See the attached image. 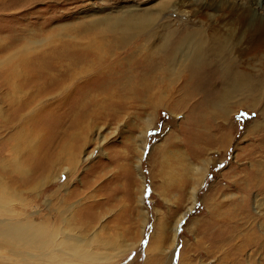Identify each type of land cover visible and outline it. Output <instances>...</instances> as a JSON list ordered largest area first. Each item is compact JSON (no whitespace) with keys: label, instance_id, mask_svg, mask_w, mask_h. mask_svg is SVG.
I'll return each mask as SVG.
<instances>
[{"label":"rangeland","instance_id":"rangeland-1","mask_svg":"<svg viewBox=\"0 0 264 264\" xmlns=\"http://www.w3.org/2000/svg\"><path fill=\"white\" fill-rule=\"evenodd\" d=\"M218 1L0 0L1 172L23 170L27 176L41 172L40 163L25 158L30 150L24 141L29 140L49 173L48 157L59 152L57 139H63L66 125L76 116H63L66 112L60 110L61 67L52 64H61L48 58L49 43L67 31L69 40L85 46L88 28L92 30L96 20L102 28L115 25L118 37L102 45L107 71L89 72L82 91L68 93L70 101L80 95L79 107L90 114L76 137L64 138L68 155L76 160L69 179L62 173L59 182L39 189L37 183L45 175L20 185L1 178L18 197L16 207H25L32 195L40 194L28 213H45L46 196L68 180L60 192H76L63 197V207L104 198L107 211L102 220L113 230L130 227L134 234L130 241L137 246L113 264H150L149 246L160 247L156 252L160 264H264V33L256 23L245 31L243 21L235 24L230 15L232 26L224 31L218 26L222 15ZM210 10L212 19L206 14ZM232 12L241 19L244 15ZM243 29L246 44L226 40V32L237 36ZM112 32L100 30L101 38ZM170 35L189 38L186 45H176L173 58L163 59L170 50L166 47ZM196 45L201 48L198 61L188 56ZM88 65L98 71L99 63ZM110 75L114 82L107 81ZM51 81L48 91L41 92ZM30 96L32 104L24 107ZM108 96L109 115L96 118L91 102L102 108ZM112 99L117 104H109ZM113 114L116 119L110 117ZM16 146L22 152L13 153ZM202 159L207 170L197 185L198 176L187 162L200 165ZM54 203L59 206L60 199ZM176 222V240L170 247ZM7 258L0 254V264H8Z\"/></svg>","mask_w":264,"mask_h":264},{"label":"bare ground","instance_id":"bare-ground-1","mask_svg":"<svg viewBox=\"0 0 264 264\" xmlns=\"http://www.w3.org/2000/svg\"><path fill=\"white\" fill-rule=\"evenodd\" d=\"M218 2H220V4L219 5L217 4V7L222 9V15L219 18L221 19V21H220V25L218 26L225 27V29H223L224 31H227L232 26V22H234L235 24H240L239 22L242 20L243 23L241 25V28H245V31H247L249 28H252L254 24L256 23V24H259L258 28L260 29H258V31L260 33L261 32L264 33V25H263L264 23V0H235L231 4H228L226 0L225 1L221 0ZM217 7L214 9H218ZM232 10L238 11L239 14H244L242 16V19L240 18V16L237 17V14L235 15L232 12ZM211 11L212 10H210V12L206 11V14L210 19H212V17L214 16L212 15L213 13ZM228 15H230L232 22H229ZM226 16L227 18H225ZM99 21L96 20L95 23H91L93 24L92 30L88 28L87 34H88L89 39H88V43H85L86 44L85 46L84 44L83 45L80 44V42L69 40L70 36L67 31L61 37L56 38L57 41H52L49 43L52 45H51V48H49L50 56H48V58L50 57L55 58L61 64V66L56 65V62L52 64L54 65V67H57V68L61 67L59 69V72L61 73L62 78L58 79L59 81V82L57 81L58 84L57 82L56 83L54 82L55 84L58 85L57 91L61 92V95H62V104H61L60 110L61 111L64 110L66 112L64 115L62 114L63 116L73 114V113L76 115L73 118V120L70 119L69 123L67 122L68 124L66 125V127L68 128V130L63 133V139H62V136L60 137V140L57 139V142H58L57 150H59V152L55 154L56 153L55 151V153L54 152L52 153L53 156L51 155V157H48L49 166L51 167V170L47 174L44 172L46 168L45 162L38 160L42 158V154L38 153L36 149L32 150L33 147L30 145V141L28 140V134H26V138L28 141H24V145L26 146V148H28L33 153H30V151L26 150L25 158L27 155V157L30 158V160L34 159L35 165L40 163L39 168L41 172L36 174V176L34 174L27 176V172L23 170H20L21 172H18L16 174L10 171L8 172L0 171L1 175H3V177L2 176L0 177V254L5 253L8 255L9 257L7 258L8 264H113L119 261L121 258L124 257V255H126L130 250H133L134 247L137 246L136 241L135 242L130 241L132 240V236H134L130 227L124 226L126 228L123 229V232H121L119 231V229L114 228L115 230H113L112 227H109L110 226L109 224H108L109 226L107 225L108 221L102 220L101 218L102 213H106L107 211V207L103 205L105 203L104 198L103 199H93L87 203L77 206L76 208L70 205L63 207V200H64L63 197L64 196L69 197L76 192L74 190L72 192H64V193L60 192V189L66 185L68 180L62 183H59L55 191L50 192L46 196V199L44 202L45 209H46L45 213L40 214L39 212L34 211L32 214H30L28 213L30 205L32 203H36L40 199V194L32 195V197L28 200L25 207H16L14 205V202L17 201L18 197H16L14 193H10L11 189L7 187V185L11 186V184L6 183L7 184L6 185L1 179V178H4L6 182L16 183L20 185L24 182L30 183L34 178H38L41 176L43 177V175H45L43 179H40L38 181L37 183L39 185L38 188L43 187V186L46 187L52 184L53 182H59L58 181L59 176L62 173H68V179H69V175H70L69 168L74 167L76 160L73 155H70V156L68 155L67 140L69 141L71 140V138L76 137V135L79 134L78 128L80 126L85 127V124L87 121V119L85 121V118L89 116L90 114L89 112H86V113L82 112L83 107H79L77 97H79L80 95H76L72 101L68 100L70 98V96L68 95L73 90L82 91L81 89L84 86V82L88 81L89 72L95 73V71L96 72H101L102 70L107 71V69L109 68L107 67L108 61H105L103 58L104 52L101 51V49H103L102 45L104 43V40L105 41L108 40V43H109V41L112 42L118 38L117 32H115L117 30L115 29H114L115 31L113 30V28H115V25L110 26V27L108 25V27L102 28L99 25L100 24ZM107 24L108 23H106V26ZM128 25L129 23H127V26ZM88 26H91V25L88 24ZM207 26L210 27L209 25ZM212 26L213 25H211V27ZM72 28L73 27H71V29ZM75 29L77 31V28H74V30ZM100 30H106L108 32L113 31V32L112 34L109 33V36H105L101 38ZM245 31L244 29L241 30V33H239L237 36L236 35L233 36L226 32L225 38L226 40H229L236 45L239 44L240 46H242L243 44H246V40L243 38V36H245L244 35ZM185 35L187 34H184V36ZM170 37H171V40L168 43V45H166V47H169L170 50L168 54H165L163 56V59H168L169 57L173 58L176 45L178 44L180 46L184 45L185 42L187 43L188 38H189V37H186L187 38L186 39L185 37L184 38L182 37V40H179L180 36L176 37V36L170 35ZM155 38H156V35L148 36V38H146V41L150 42ZM262 43H264V39H262ZM199 47H200L199 45L195 46V48L197 49L196 51L194 50L193 52H191L190 55H188L189 58H191L192 60L195 59V61L200 60L199 50L201 48L199 49ZM254 55L257 56L256 54ZM46 56H45L46 61L44 62L47 63L48 58H46ZM258 57L259 56H257L256 58ZM256 60L258 61V59ZM261 60L262 59L259 57V61ZM94 62L99 63V66L97 67L98 71L90 68L88 65V63L91 64ZM90 66L92 67V65ZM51 75L53 76L52 73ZM82 77H84L83 80H82ZM54 80H56V77ZM100 81L102 80L100 79ZM107 81L114 82L112 80V75H110V80H107ZM107 81H102V82H107ZM239 82L240 80H237L236 84H239ZM69 83L72 86L71 88L69 86ZM52 84H53V81H51V85L44 86L42 89H40V91L45 94V92L48 91L49 87L52 86ZM106 87H104V89H106ZM40 91L38 90L36 95L39 94ZM110 95L116 97L118 94L111 93ZM108 99H109V96L105 99L104 106L102 108H96L95 105L93 106L92 104V102L94 101L91 102L90 110H93V114L95 113L96 118H99V117L106 118V116L109 115V113H107L108 112V108H107ZM32 100H34V98H31L30 96V98L24 104V107L31 105ZM116 102H115V99H112L108 103L117 104ZM84 108L86 109V106H84ZM32 114L33 113H31L30 115ZM48 114H51V111ZM110 117L113 119H116L117 115L113 114ZM151 121H152V118H149L147 120V126L142 131L141 135L139 136L141 142L145 141L144 136H145L147 128H149L151 124ZM200 123L201 122L199 119L197 121V126H199ZM96 129H97V133H96L97 137L103 136L101 135V128L97 126ZM64 138H66L67 140L65 141ZM50 143L51 142H48V144ZM12 151L15 154L18 151L22 152L19 146H16L15 148H13ZM35 155L37 157H35ZM24 161H22L23 164H25ZM36 161L38 163H36ZM201 162L202 163L200 165H194V166L191 165L190 162H187V166H189V170L195 171L198 176L196 178L197 185H199L203 181V177L207 170L206 160L202 159ZM55 172H57V174H55ZM195 191H196V188L194 187L191 192L192 205L195 200L194 198ZM137 198H138L137 201L141 203V195ZM59 199H60L59 206H56V203H54V201L59 200ZM145 221L146 220L144 218L141 223L143 226L145 224ZM176 225H177V222L175 223L173 227L174 236H173L170 247H172V245L175 243V240H176L175 239L176 238V232H175ZM116 228H117V225H116ZM139 234H140L139 236L141 237L142 231H140ZM125 236L127 238H125ZM262 241H263L262 245L264 246V238ZM159 248L160 247H158V249L152 248L151 246L147 248L146 262H150L151 264L153 261V264H160V259L158 258L156 254V252L160 251Z\"/></svg>","mask_w":264,"mask_h":264},{"label":"snow or ice","instance_id":"snow-or-ice-1","mask_svg":"<svg viewBox=\"0 0 264 264\" xmlns=\"http://www.w3.org/2000/svg\"><path fill=\"white\" fill-rule=\"evenodd\" d=\"M252 115L254 116L255 114L253 113Z\"/></svg>","mask_w":264,"mask_h":264}]
</instances>
